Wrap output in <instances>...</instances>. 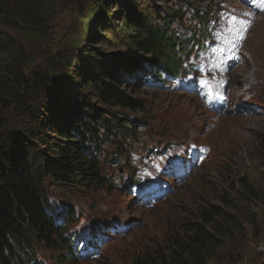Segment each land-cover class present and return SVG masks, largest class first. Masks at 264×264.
Wrapping results in <instances>:
<instances>
[{"label": "rangeland", "instance_id": "rangeland-1", "mask_svg": "<svg viewBox=\"0 0 264 264\" xmlns=\"http://www.w3.org/2000/svg\"><path fill=\"white\" fill-rule=\"evenodd\" d=\"M43 1L48 6L55 5L52 21L41 30L27 27L21 36L17 33L35 66L48 62L49 58L60 53L63 58L69 56L74 61L71 66L73 73L87 64V53L93 55L92 50L97 58L102 55L110 57L107 58L110 59L107 65L113 70L121 65L113 58L117 53H120L117 54L120 57L137 56L139 58L136 59L144 64L154 58L136 52L134 47L120 45L121 38L114 40L112 36L113 30L123 28L129 15L139 18L140 12L133 8L132 2ZM208 2L152 0L166 19L172 11L182 13L183 25L180 19L171 23V30H176L180 37L194 29L200 30L190 13L192 9H197L198 15L202 16L205 8L209 7ZM215 4L217 9L212 7V10L220 21L219 27L210 29L206 49L198 52L201 56L199 62L194 61L199 71L197 74L190 72L194 76L193 89L185 90L182 82L172 81L166 86L147 84L139 87L132 80L133 88H128L126 92L136 101L144 103L145 110L117 111L113 106L96 104L97 101L87 94L98 113L97 122H100L101 115H107L117 122L121 118L122 123L129 119L142 126L138 128L137 138L130 141L128 147L122 146L113 137L107 142L100 157V177L97 180L89 175L81 181L83 184L65 181L54 185L48 180V206L55 216L60 214L55 223L63 220L64 215L75 214L65 227L59 228L65 242L92 246L97 251L91 252H98L100 256L93 259L92 255L78 264H135L136 260L147 256L158 257L157 250L169 251L176 239L189 234L187 230L193 228L194 222L204 220V214L215 212V209L225 216V220L234 218L243 221L246 232L227 241V248L210 264H264V0H215ZM147 15L152 19L155 17L154 13ZM232 26L250 33L244 45L246 48H243V62L229 72L232 77L226 104L214 112L206 105L211 94V87L204 79L208 77L207 46L217 34L216 31L229 33L231 31L227 29ZM11 32L14 34L13 30ZM131 33L135 32L130 30ZM80 34L83 35L79 37ZM90 34H96L95 38L88 39ZM121 37L128 40L123 34ZM220 49L221 46L214 43L209 57L215 58L214 52ZM197 51L196 47L189 55H182V60L187 61ZM179 55L175 57L176 62L181 58ZM224 70L225 65L221 67V71ZM118 77L121 78L122 74ZM219 77L215 73L211 79ZM67 81L74 90L81 85L78 80ZM203 86L206 88L205 95L200 91ZM99 106H102V111ZM173 144L175 150L165 148ZM192 144L199 146L180 152ZM132 150L140 154L150 151L148 157L156 151L152 157L156 161L155 169L152 166V171L145 172V182L152 180L153 171L165 170L171 160L183 168L176 183L171 182V188H164L165 200L160 198L162 201L158 205H144L140 193L130 184L136 179L141 181L136 168L149 166L147 161L138 166V154ZM120 157L123 160L118 162ZM151 183L145 185L142 191L148 192ZM248 188L260 194L254 203L249 201ZM154 192L157 191L150 192L148 196H153ZM146 196L144 194V198ZM250 197L256 199L252 194ZM112 224L126 230V235L114 233L117 227ZM97 239L98 246L95 245ZM64 253L68 254L61 249H50L42 242L34 248L32 257L36 264H66L60 258Z\"/></svg>", "mask_w": 264, "mask_h": 264}, {"label": "trees", "instance_id": "trees-1", "mask_svg": "<svg viewBox=\"0 0 264 264\" xmlns=\"http://www.w3.org/2000/svg\"><path fill=\"white\" fill-rule=\"evenodd\" d=\"M128 1L140 12L139 18L129 15L123 28L113 30L112 36L114 40L121 38L120 45L134 47L136 52L154 57L148 59L146 65L159 68L158 73L138 77L136 83H143L148 76L152 79L159 77L163 79L162 83L177 77L179 65L174 58L178 53L181 57L193 49L188 45V39L184 40L177 31L171 30L175 19H180L183 24L181 12L172 11L166 19L152 0ZM208 1L209 7L202 16L198 15L197 9H192L191 15L204 36L212 19V7L217 9L215 0ZM54 9V3L48 6L43 0H0V264H36L32 257L34 248L42 242L50 249L67 251L68 254L60 257L66 264L81 261L85 246L74 247L77 244L65 242L59 230L65 226L62 222L55 223L59 214L55 216L48 206V180L54 185L65 181L83 184L81 181L88 175L97 180L100 177V156L104 154L107 142L119 136V143L123 146L137 138L140 125L132 120L122 123V118L117 122L101 115L100 122H97L98 113L88 100L89 96L97 101L96 104L113 106L117 111L145 109L144 103L126 92L133 88L134 72L145 67L137 56L120 57L117 53L114 58L121 65L113 70L107 65L110 60L107 55L97 58L92 50L93 55L87 53V64L73 73L74 61L67 54L64 55L68 58H63L58 53L42 65L32 63L17 33L21 36L27 27L41 30L52 21ZM150 13L155 14L153 19L147 15ZM130 30L135 33L129 34ZM96 34H90L89 38L87 35V38L91 40ZM122 34L128 40L123 39ZM188 37L194 41L199 39L196 30ZM145 69L149 70L148 67ZM120 73L121 78L118 77ZM67 79L78 80L81 85L74 90L70 83L67 84ZM117 161L120 162V158ZM247 191L249 201L254 203L260 198L253 188ZM251 194L256 199L251 198ZM206 213L204 220L194 222L193 228L187 230L189 234L176 239L169 251L157 250L158 257L147 256L136 260L135 264L214 262L227 248V241L240 237L246 230L243 221L225 220L217 209ZM74 215L65 216L63 223L70 222ZM55 236L60 239H54ZM88 255L89 252L85 256Z\"/></svg>", "mask_w": 264, "mask_h": 264}, {"label": "clouds", "instance_id": "clouds-1", "mask_svg": "<svg viewBox=\"0 0 264 264\" xmlns=\"http://www.w3.org/2000/svg\"><path fill=\"white\" fill-rule=\"evenodd\" d=\"M194 30H196V33L198 34V31L199 30H197V29H194ZM203 37H205V36H203ZM198 44H199V46H203V44L200 42V40H199V42H197ZM113 44H115L114 42H113ZM104 56V55H103ZM108 58H110V57H108ZM113 58H114V55H113Z\"/></svg>", "mask_w": 264, "mask_h": 264}, {"label": "bare ground", "instance_id": "bare-ground-1", "mask_svg": "<svg viewBox=\"0 0 264 264\" xmlns=\"http://www.w3.org/2000/svg\"><path fill=\"white\" fill-rule=\"evenodd\" d=\"M244 48H246V47H244ZM235 77H236V76H235ZM238 78H239V76L236 77V79H238ZM231 83H233V82H231ZM251 88H252V87H251ZM98 256H99V255H98Z\"/></svg>", "mask_w": 264, "mask_h": 264}]
</instances>
